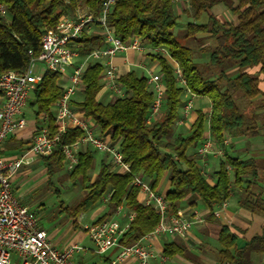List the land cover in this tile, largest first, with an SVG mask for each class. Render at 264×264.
I'll use <instances>...</instances> for the list:
<instances>
[{
  "label": "trees",
  "instance_id": "1",
  "mask_svg": "<svg viewBox=\"0 0 264 264\" xmlns=\"http://www.w3.org/2000/svg\"><path fill=\"white\" fill-rule=\"evenodd\" d=\"M104 1L0 0L7 7V14L0 15V75L10 70L26 72L32 57L41 52V38L46 31L55 29L63 16H73L78 8L98 15ZM175 1L117 0L108 15L109 25L123 40L141 36L153 48L165 47L181 69L185 80L183 85L176 76L173 63L161 53H152L160 63L166 85L163 108L157 118L150 121L154 93L146 75H138L133 70L121 75L118 81L124 93L103 102L98 99L102 89L103 65L97 61L89 62L83 72V99L77 108L97 124L102 135L119 143L124 161L130 164V171L116 172L110 162L103 160L93 178L89 174L95 166L92 150L82 151L79 163L68 171L62 147L84 134L79 127L67 129L53 154L39 156L49 183L59 171L66 170L72 179L86 184L84 195L75 205L62 206L74 227H79V217L101 202L106 194H110V207L116 209L124 205L128 212H136L121 238L124 245L138 242L152 232L161 220L154 207L143 204L140 187L133 184L134 174L137 173H142L155 190L165 174L168 175L171 185L166 193L169 215L177 214L181 202L186 199H190L191 203L202 200L213 209L231 196L233 186L246 185L239 204L264 216V193L257 190L264 182V170L255 158L242 159L225 150L219 170L215 172L216 181L211 183L199 161L188 154L189 148L197 146L205 137L207 122L211 134L221 145H224L227 136L254 137L261 134L264 91L260 87L259 75L264 76V0H187L189 7L185 12L193 19L184 25L181 34L175 31L180 25ZM217 4H225L237 16V21L221 20L212 11ZM205 12L208 21L201 23L199 20ZM203 33L209 36H198ZM204 38H210L213 44L202 49L208 51L209 56L201 64L189 43L195 41L201 44ZM104 39L99 33H84L76 41L74 50L85 57L95 48L102 47ZM234 68H237L236 73H231ZM254 68H258L256 73L250 71ZM61 77L59 72L46 70L31 93L30 105L35 108L36 119L47 113L52 134L59 127L52 105L63 93ZM186 91L210 99L211 111L198 110L190 132L179 133L172 140ZM237 95L250 100L251 105L258 100L260 103H255L247 111L246 106L242 107L237 102ZM39 128L37 126L35 135ZM237 239V234L230 227L222 226L218 239L222 246V260L230 264H253V253L264 257V226L263 234L254 236L241 246ZM175 250H179L175 244L165 248L168 254H173ZM105 260L111 264L107 258Z\"/></svg>",
  "mask_w": 264,
  "mask_h": 264
},
{
  "label": "built area",
  "instance_id": "2",
  "mask_svg": "<svg viewBox=\"0 0 264 264\" xmlns=\"http://www.w3.org/2000/svg\"><path fill=\"white\" fill-rule=\"evenodd\" d=\"M117 0H105L98 15L92 11L78 8L73 16H63L55 29L46 31L41 38L42 49L37 57H32L26 72L7 71L0 75V94L4 104L0 110V264H75L77 252L84 249L79 243H71L65 247H57L50 238L48 231L43 227L40 216L23 203L15 194L13 176L24 163H28L32 156H48L54 153L59 146L61 136L70 127H79L84 131L75 142L62 147L64 165L72 171L79 163V154L89 146L109 153L112 169L116 172L130 171V164L124 161L119 143L99 132L97 124L86 117L79 109H75L73 98L76 92L83 87V72L89 60L100 62L103 65L102 82L113 93L122 95L123 87L120 84L119 73L113 64V58L122 51L129 49L144 50L147 40L141 36H133L123 40L115 33L108 23ZM7 14V7L0 3V15ZM95 27L98 30L95 31ZM99 33L104 36V45L95 48L89 55L81 57L76 47V41L84 33ZM154 53L166 56L174 65L175 73L180 83L185 84L181 69L177 62L172 60L167 48H153ZM32 55L33 52L30 50ZM36 62H42L47 70L59 72L69 78V84L64 87L62 96L54 103V117L59 123L57 131L52 134L48 121V114L40 115L43 124L34 136L31 147L19 157L3 155V145L13 133L26 128L28 121L24 115L31 93L41 81L44 74L34 73ZM149 85L154 93L150 108V119L157 118L163 108L166 85L163 74H150ZM229 140L225 138L224 145L216 141L213 135H208L197 145L198 156L205 158L211 153L225 155V146ZM133 184L140 187L143 195V204L152 206L160 214L161 220L154 230L138 242L131 245L121 243V238L129 227L130 221L136 212H128V220L122 222L116 214H120L124 205L115 209V214L102 217L85 226L94 251L111 257L112 264H125L133 260L135 264H151L155 253L147 243L162 234L185 235L193 224L201 223L204 217L195 211L191 217L182 213L168 218L169 202L166 195L152 188L142 173L134 174Z\"/></svg>",
  "mask_w": 264,
  "mask_h": 264
},
{
  "label": "crops",
  "instance_id": "3",
  "mask_svg": "<svg viewBox=\"0 0 264 264\" xmlns=\"http://www.w3.org/2000/svg\"><path fill=\"white\" fill-rule=\"evenodd\" d=\"M184 1L187 3V0L175 1V9H177L176 11H178L176 13L178 16L181 12H184V14L188 16V13L185 11L188 9L189 5L188 3L185 4ZM221 5L222 4L215 5L212 9L213 13L216 14L221 20H229V21L236 22L237 16L233 15L229 9H227L228 11L225 9L226 12L225 13L223 12L224 15L221 14V12L223 11V8H221L222 7ZM189 17L190 19H193L192 16H189ZM204 17H205V13L202 14L199 20L201 23H206L208 21V18L205 19ZM181 21L182 19L179 17V24L181 23ZM97 30H98V27H95V31ZM198 36L208 37L209 35L206 33H203V34H199ZM205 47L207 46L203 45V46H200L199 49H203ZM152 53H154L153 47H151L148 44V42H146L144 50L129 49L126 51L119 52L113 58V64L115 65L119 73V76L133 70L138 75L144 74L148 77L150 76V74L161 73L160 63L158 60L153 58ZM82 61H83V57H80L78 59V62H82ZM92 61L94 60H89V62H92ZM46 70H47L46 66L44 65L42 67H39L36 73L44 74ZM257 70L258 68H254V69H251L250 71L256 73ZM259 77H260V87L264 91V76L259 75ZM101 82H102V79H101ZM60 84L61 86H63V88L66 87L69 84V78L67 76H62L60 79ZM197 97L207 99L209 101L210 106H205V107H202V109H198V110H202L204 112L209 113L211 111L210 99H208L207 97H202V96H196V98ZM114 98H115L114 93L110 89H108L102 82V89L98 94V99L103 102H109L113 100ZM198 98L195 100L197 101ZM82 99H83L82 92H81V89H79L73 98V105L75 109L78 110L77 104H79V102H81ZM30 100H31V97H30ZM184 101L185 99L183 98V103ZM3 104H4V98L0 94V110ZM52 110L53 112L55 111L54 104L52 105ZM24 115L28 121L26 128L11 134L4 142L2 153L3 155L7 157H18L24 154L31 147V143L34 139L37 126H40L43 124V121L41 120L40 116L38 117V120L36 119L35 111H34L35 117L33 119L28 118L26 116L25 111H24ZM182 115H183V106L180 109V113H179L180 117H178L177 121L180 118L179 120L180 128L184 126L188 130V133H189L193 122L198 116V113L196 111L191 112L189 116L187 117V119H184V121H182L183 120V118H181ZM152 120L153 119H150V121ZM209 128L210 126H209V123L207 122L206 132L204 135L205 137L208 136V133L210 132ZM229 137H230V143L228 146H226V151L228 154L232 156H238L242 159L255 158L258 161V163L262 166L263 168L262 170H264V127L263 128L261 127V134L258 136H254V137L229 136ZM86 150H92L94 152L95 161H96V156L100 155L99 157L100 165L103 160L111 163L110 155H109V158H107L108 153L99 151L93 148L92 146H89ZM188 154L192 157H195L196 159L199 158V160L197 159L198 161L202 160V162L204 163L207 161V160L204 161L205 160L204 158H201L200 156H198L197 146L194 147L192 152H188ZM33 157L34 156H32L29 159V161H31ZM210 157H208V159ZM210 160L211 158L207 162L209 163ZM199 163L201 164V162ZM210 166H212V164H210ZM99 169H100V166L98 169L96 168V166H94V168L90 170V171H94V173L92 174V172L89 171V174L91 173L90 175H94L93 176L94 178L96 174L99 172ZM218 170L219 169H215L214 172ZM213 178H215L214 180L215 182L216 176L214 175ZM13 184H14L15 194L17 195V191H16V188L18 187L17 183L13 181ZM245 186L246 185H244V187L233 186V192L231 196L226 201H224L222 204L215 205L213 209H210L204 201L199 200V199L195 200L193 203H191L190 199L183 200L181 202L178 212L182 213L183 216L188 218V217H191L195 211H198L200 214L203 215L205 219L201 223L193 224L190 230L183 236L162 234V235H159L147 241V243L153 248L154 253H155L154 258H152L151 260V264H230L229 262L222 260L220 256V250L222 249V246L218 239H219V232L222 226L230 227L237 234L238 236L237 242L240 246L243 245L245 242L251 240L254 236L263 234L264 216L258 213H254L242 207L239 204V200L241 196L244 194ZM156 189L158 192L166 195V193L171 189L168 175L165 174L161 183ZM257 190H261L264 193V182L261 183L260 189H257ZM142 199H143V195H142ZM113 214H115L114 208L110 207L107 204L106 208L104 206V207H101L99 210L95 209V211L91 214L90 221L87 220L85 221L86 223L84 222V219L87 217L81 218L82 216L81 215L79 217V227L78 228L75 227V229H80L81 227L85 229L86 225H89L92 222L102 217L113 215ZM127 215H128V211L125 206H124L123 211L120 214L118 215L116 214V216L122 222H126L128 220ZM171 216L172 215L168 214L167 219L169 220ZM57 233L59 234V231L58 232L48 231L51 242L57 247L62 248L71 243L80 244L79 241H76L74 239L66 243L65 240L69 235H71L72 230L71 231L68 230L64 234L65 236L62 239H60L62 235H58ZM77 237L78 239H80L83 237V235H78ZM170 244H175V246H177L179 250L177 251L175 250L173 254L166 253L165 248L167 245H170ZM83 247L84 249L82 251L77 252L75 254V257H74L75 264H85L86 263V256H85L86 253L89 250H94L93 246H89V247L83 246ZM114 253L115 251L113 250L110 253H108V255H104L105 264L108 263L105 260L106 258L111 263V257L114 255ZM251 259L253 261V264H264V257L261 254L253 253L251 255ZM125 264H135V262L133 260H129Z\"/></svg>",
  "mask_w": 264,
  "mask_h": 264
},
{
  "label": "rangeland",
  "instance_id": "4",
  "mask_svg": "<svg viewBox=\"0 0 264 264\" xmlns=\"http://www.w3.org/2000/svg\"><path fill=\"white\" fill-rule=\"evenodd\" d=\"M177 1V0H176ZM185 4H187L184 1ZM181 6V5H180ZM223 8V11L221 12L222 15L223 12L225 13L227 9H229L225 4L221 5ZM226 9V10H225ZM175 12L177 13L178 11ZM230 10V9H229ZM228 11V10H227ZM220 13V11H219ZM179 17L182 19L181 23L182 25H179L175 29L176 33L181 34L183 31V28L185 27L188 20H191L189 16H186L184 12H181L179 14ZM205 19L208 18L207 13L205 12ZM213 44L212 40L209 38H204L203 43H196L195 41H190L189 45L194 47L196 59L201 63L204 64L206 60L208 59L209 53L208 51L204 52L202 49H199L200 46H210ZM208 54V55H207ZM44 66L42 62H36V66L34 68V73L38 70L39 67ZM237 68H234L231 70V73H236ZM148 73V72H147ZM150 74V73H149ZM182 84V83H180ZM183 85V84H182ZM115 97L121 96L118 93H114ZM83 96V95H82ZM185 99L183 103V115L181 118L187 119L189 114L193 111H196L198 109H202V107L210 106V103L207 99L198 98L200 101H196V96L192 94L190 91H186L184 94ZM237 102L242 106H246L247 111H250L254 104L260 103L259 100L255 101L253 105H251L249 102L250 100L244 99V98H238L237 95ZM24 111L26 113V116L28 118H34V111L35 108L30 105V101L27 104V107L24 108ZM184 116V117H183ZM180 117V116H179ZM178 119V118H177ZM180 120V118H179ZM176 120L174 131L171 135V139L173 140L177 134L183 133L187 134L188 130L182 126L180 128V121ZM264 126H262L263 128ZM208 135H212L211 132L208 133ZM229 140L230 143V137H226ZM33 142V141H32ZM227 143V146L229 145ZM32 145V143H31ZM195 146H192L189 148L188 152H192ZM226 150V149H225ZM211 156V157H210ZM19 157V156H18ZM100 155L96 156L95 166L98 169L100 166ZM208 157L211 158L210 162L207 161ZM107 158H109V153L107 155ZM202 158V157H201ZM207 158V159H206ZM224 158V156H221L220 154L211 153L209 156L205 157L204 161L205 163L201 161V168L205 176L209 179L211 183L214 182L215 178V169H219L220 161ZM199 160V158H197ZM212 161V163H211ZM212 164V166H210ZM214 164V165H213ZM92 174L94 171H90ZM91 174V173H90ZM92 177L94 175H91ZM231 177L234 179V173L231 171ZM15 183H17V195L19 199L27 204L30 209L35 211L41 218V223L43 224L44 228L47 229L49 232L51 231H59L58 235H62L60 239H62L65 235V233L68 230H72L71 235H69L66 238V243L72 241V239L79 241L81 245L83 246H93L92 241L90 240V237L87 234V231L84 228L75 229V227L72 224V219L63 211V204L66 206L75 205L80 198L84 195L86 191V184H83L79 182V180L72 179L68 172L66 170L59 171L56 175L52 177V182L49 183V177L46 173V170L44 168V163L42 159L39 156H34L31 161L28 163H24L18 172L13 176L12 179ZM59 190V191H56ZM110 194H106L104 199L98 204L95 205L92 209H90L88 212L84 213L81 218H85V221H90L91 214L95 211V209L99 210L101 207L106 208V205L108 204V198ZM115 211V209H114ZM83 222V224H84ZM86 223V222H85ZM89 223V222H88ZM78 235H83L82 238L78 239ZM86 253V252H85ZM86 263L85 264H105L104 261V255L96 253L94 250H89L86 253Z\"/></svg>",
  "mask_w": 264,
  "mask_h": 264
}]
</instances>
